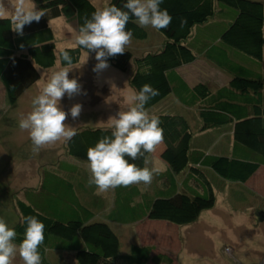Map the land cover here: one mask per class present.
<instances>
[{
  "label": "trees",
  "instance_id": "16d2710c",
  "mask_svg": "<svg viewBox=\"0 0 264 264\" xmlns=\"http://www.w3.org/2000/svg\"><path fill=\"white\" fill-rule=\"evenodd\" d=\"M124 2L108 0L107 6L120 7ZM35 4L46 15L26 25L22 36L12 30L10 19H0V82L12 106L39 78L38 68L55 62L49 19L62 16L79 31L84 17L96 10L91 0H35ZM161 8L173 17L169 28L155 29L162 35L161 45L139 55L127 47L124 54L109 57L108 64L126 71L132 61L129 86L138 91L148 83L159 90L146 110L160 117L164 141L146 154L147 164L144 159L134 163L151 168L155 156L165 165L164 171L151 185L110 189L113 203L106 206L95 185L88 186L87 150L111 129L76 128L77 135L65 142L66 158L59 160L58 168L42 169L38 186L15 200L20 215L11 227L17 233L15 243L23 239V217L37 216L45 225L41 264H51L49 252L72 253L75 264H171L168 254L155 252L153 245L137 238L126 241L117 229L143 219L177 226L193 223L215 203L212 174L240 183L264 166V1L163 0ZM180 18L187 19L183 29ZM127 27L136 39L145 38L152 28L131 21ZM62 50H70L71 64L82 51L88 52L77 44L58 50L64 66L70 64L63 62ZM197 56L221 69L227 82L200 79L189 85L176 68ZM227 129L230 137H222L219 149L209 151L216 130ZM120 239L128 245L124 251Z\"/></svg>",
  "mask_w": 264,
  "mask_h": 264
},
{
  "label": "rangeland",
  "instance_id": "374dc122",
  "mask_svg": "<svg viewBox=\"0 0 264 264\" xmlns=\"http://www.w3.org/2000/svg\"><path fill=\"white\" fill-rule=\"evenodd\" d=\"M107 1L91 0L96 9L107 6ZM15 2L16 0H0V4L4 7V16L14 14ZM31 3L32 0H28V4ZM48 23L54 38L56 56L54 64L49 68H38L39 78L19 96L13 106L8 104L4 87L0 82V218L4 219L10 228L20 216L15 200L24 199L26 189L38 186L42 169H57L59 160L66 158L63 140L45 145L38 153H33L29 133L19 128L21 115H27L32 110L33 99L40 94L51 74L68 68L69 78L77 79L82 90L87 93L72 98L65 95L60 101L61 107L66 112L74 103L83 105L78 120L73 121L69 114L65 121L66 126L75 129L87 126L109 127L111 118L119 110H126L128 93L133 90L128 84L133 67L132 61H129L126 71H120L109 65L107 69L96 73L93 71L96 63L88 61L84 64L85 59H83L84 56L92 58L95 52L93 54L82 51L76 63L61 65L58 60V50L74 46L78 31L72 22L66 21L62 16L49 19ZM159 36L162 35L158 31L149 29L143 39L132 37L131 44L127 47H130L134 54L139 55L143 51L140 50L141 48L156 47L159 44ZM72 162L77 166L84 165V162ZM99 195L105 198L106 206L113 203L110 190ZM247 209L243 206L241 213L231 216H224L217 211L213 213L203 211L201 219L182 226L161 221L156 223L157 225H151L149 222L154 220L143 219L135 224L121 225L122 228L117 230L126 241L137 238L153 245L155 252L168 254L172 258L171 264H249L245 259L239 258L235 249L239 253L261 251L264 257V237L260 234L263 232L264 222L259 224L257 229L247 221L236 222L235 217L246 216ZM114 224L111 223L112 227ZM127 246L120 239L121 250H126ZM48 258L51 264H75L73 254L69 252H49ZM13 264H23L18 254ZM258 264H264V258Z\"/></svg>",
  "mask_w": 264,
  "mask_h": 264
},
{
  "label": "clouds",
  "instance_id": "9594fccd",
  "mask_svg": "<svg viewBox=\"0 0 264 264\" xmlns=\"http://www.w3.org/2000/svg\"><path fill=\"white\" fill-rule=\"evenodd\" d=\"M162 3L163 0H125L120 7L115 4L105 6L96 9L90 18L84 17L75 40L79 47L95 52L97 63L93 71L102 72L109 67V57L125 53L133 37V31L127 27L130 21L140 28H169L173 17L167 9L161 8ZM3 12L4 7L0 4V19H10L12 30L21 36L26 25L38 23L46 15L44 9L36 6L35 0L31 5L28 0H16L14 14L10 17H5ZM186 24L187 19L180 18V29ZM62 60L65 64L72 63L70 50H62ZM69 72L68 68L53 72L40 94L33 99L32 110L19 119V128L29 133L33 153L60 140L71 141L77 135L75 127L66 126L65 121L69 114L73 121L78 120L83 105L74 103L66 112L60 101L65 95L72 98L87 93L77 79L69 78ZM158 95L159 90L148 83L138 91L131 90L126 110H119L111 118V134L88 148V186L95 185L97 194L141 183L151 185L153 179L163 173L162 167H139L134 163L144 159L147 164L146 154L154 153L164 141L160 117L146 110L148 102ZM22 223H26V228L23 239L17 244L14 242L16 231L0 218V264H13L17 254L23 264H41L39 248L45 240V225L34 215L23 217Z\"/></svg>",
  "mask_w": 264,
  "mask_h": 264
},
{
  "label": "crops",
  "instance_id": "0c3cea01",
  "mask_svg": "<svg viewBox=\"0 0 264 264\" xmlns=\"http://www.w3.org/2000/svg\"><path fill=\"white\" fill-rule=\"evenodd\" d=\"M264 1V0H263ZM57 21V20H56ZM151 30H154L151 28ZM159 44L156 47H146L140 50H154L158 48L162 43V38L159 36ZM94 54V52H93ZM84 64L88 61H94L95 54L92 58L84 56ZM95 59V60H91ZM177 73L189 84L193 85L200 79L205 80L209 83H219L220 85L225 84L228 80L227 75L218 67L214 66L212 63L207 61L203 56H197L196 59L186 65L176 68ZM213 130L214 129H209ZM214 133V132H213ZM212 139L211 145H209L208 150L219 149L221 146L222 137H230V130H216V133ZM231 138H229L230 142ZM227 142V143H228ZM231 143L229 147L231 148ZM159 166L163 169L165 165L157 157L153 156L152 167ZM214 180L213 192L215 194V203L211 209L204 210L213 213L217 211L224 216H231L241 213L242 207L245 206L248 211L247 215L236 216V222L247 221L250 225H254L257 229L259 224L264 222V166H260L246 181L244 182H234L229 180H224L212 174ZM252 181V182H251ZM96 191V190H95ZM97 193V191H96ZM253 194V195H252ZM252 200L250 202V200ZM245 201L246 203H244ZM257 201V202H255ZM222 203V204H221ZM255 206V207H254ZM232 208L234 211L232 212ZM203 211L199 214L198 219H201ZM212 215V214H211ZM162 223H167L161 221ZM160 221H150L151 225H157L156 223H161ZM135 224V223H134ZM264 232V228H262ZM260 232L261 236L264 237V233ZM144 244H149L148 242L140 241ZM151 245V244H150ZM230 249V248H229ZM231 250V249H230ZM235 252L239 255V258L245 259L249 264L257 263L263 260V253L261 251H248L244 253H239L235 249ZM243 252V251H241ZM263 252V251H262ZM230 261V260H229Z\"/></svg>",
  "mask_w": 264,
  "mask_h": 264
}]
</instances>
